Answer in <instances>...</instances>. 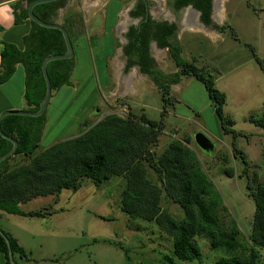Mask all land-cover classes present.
Instances as JSON below:
<instances>
[{
  "label": "rangeland",
  "instance_id": "rangeland-1",
  "mask_svg": "<svg viewBox=\"0 0 264 264\" xmlns=\"http://www.w3.org/2000/svg\"><path fill=\"white\" fill-rule=\"evenodd\" d=\"M111 1L119 2V6L112 3L105 19L100 13ZM131 2L68 0L59 10L55 22L65 26L74 39L71 85L52 90L35 155L79 136L111 114L134 119L143 116L157 122L161 119L159 88L135 67L125 69L119 53L121 33L131 24L127 15ZM217 3V17L212 15L207 28L191 24L192 20L197 22V15L188 16L187 9L183 10L179 19L190 24L178 33L175 43L180 58L202 70L212 79L214 88L225 95L223 115L232 122L230 127L225 126L237 134L235 146L245 154L247 175L264 185V131L254 124L264 113V72L257 62L258 59L264 63V0ZM151 6L156 17L160 11L169 14L163 3L151 0ZM118 8L121 15L115 19ZM153 46L151 55L156 69L172 77L176 68L169 52ZM127 79L128 87L127 83L123 86ZM167 88L173 106L166 107L163 129L153 147L155 155L159 156L175 140L189 148L221 201L214 213L218 226H226L233 219L244 235L252 222L254 203L246 189V176H240L242 161L232 155V135L223 133L201 82L182 76L176 85ZM197 133L212 142L213 153L199 150L193 140ZM29 160L15 156L6 168L27 164ZM229 168L234 170L233 177L223 173ZM146 178L158 185L149 168ZM124 188L123 177L100 186L82 179L76 191L63 190L58 196L39 197L20 205L23 212H41L43 217L0 214L1 230L17 239L30 258L29 262L17 259L18 264H170L164 256L172 258V264H219L223 252L211 247L207 233L196 237L200 261L173 258L172 239L154 222L130 220L121 211ZM159 206L175 220H182V211L164 193Z\"/></svg>",
  "mask_w": 264,
  "mask_h": 264
},
{
  "label": "trees",
  "instance_id": "trees-1",
  "mask_svg": "<svg viewBox=\"0 0 264 264\" xmlns=\"http://www.w3.org/2000/svg\"><path fill=\"white\" fill-rule=\"evenodd\" d=\"M23 1L29 4L34 0ZM67 1L38 5L34 7L33 13L43 22L55 23L57 10ZM211 1L179 0L176 6L191 4L201 13L202 23L210 25ZM19 5V1L11 5L15 24L28 19L26 9H20ZM29 22L30 30L23 37V51L12 44H1L0 83L8 79L16 63L22 64L26 78L24 99L28 111L35 112L45 94L41 64L50 55L63 54L65 44L60 32ZM62 27L73 43L74 39L69 30L65 26ZM173 29V25H159V32L154 36L160 47L169 48L170 58L176 68L172 77L153 69V61L148 59L145 53L147 40L141 42L144 51L137 53L129 64L137 65L140 73L148 74L159 88L163 111L158 122L147 120L143 116L134 119L133 116L122 118L111 114L79 136L56 143L35 155L46 123L45 115L36 118L6 116L2 119L1 131L17 142V148L12 156L0 163V214L43 217L44 213L41 212H23L20 205L39 197L58 196L63 190L76 191L80 188L82 179H88L96 186H100L110 179L123 177L125 188L122 192L121 211L130 220L154 222L172 239L173 258L181 262L200 261L201 250L196 237L207 233L211 247L223 252L219 264H264V185L260 180L251 179L247 175L249 165L245 154L235 146L237 134L225 126L232 125V122L223 115L225 95L214 88L212 79L206 77L202 70L180 58L177 45L169 46L167 43L166 40ZM135 46L131 45L133 48ZM257 62L264 72V63L258 59ZM73 64V58L47 64L46 73L51 90L71 85L69 79ZM182 76H192L204 85L208 98L213 103L214 112L221 122L223 133L231 134L233 137L232 155L234 158L238 156L242 161L243 170L240 176H246V189L254 203L247 236L241 233L232 218L228 225L218 226L214 213L221 201L212 192L211 181L203 173L200 162L189 148L175 140L170 142L159 156L153 151L163 129L166 107L173 106L168 97L167 86L176 85ZM254 124L264 131V113ZM11 147L10 142L0 138V157L9 152ZM15 156L30 160L27 164L7 169L8 161ZM146 168L154 173L158 185L146 178ZM223 173L233 177L234 170L229 168ZM162 193L166 199L180 208L183 214L181 221L175 220L167 211L160 208ZM1 231L7 237L14 263L18 264L17 259L29 262L27 252L19 246L17 240ZM0 256L3 257L5 264H10L7 244L1 235ZM164 259L170 264L173 263L170 257L164 256Z\"/></svg>",
  "mask_w": 264,
  "mask_h": 264
},
{
  "label": "flooded vegetation",
  "instance_id": "flooded-vegetation-1",
  "mask_svg": "<svg viewBox=\"0 0 264 264\" xmlns=\"http://www.w3.org/2000/svg\"><path fill=\"white\" fill-rule=\"evenodd\" d=\"M156 4L160 3L164 5V7L168 8L169 14L165 15L162 11H160L158 17L152 14L153 8L151 6V0H132L131 7L129 8L127 15L129 17L130 23L121 33L122 38V46L119 50L120 54L124 58V67L125 69H129L131 67H135L139 70L137 65H129L133 60L137 53L144 51V47L142 45V40H147V47L145 50L146 56L148 59L153 61V69L159 71L155 67V60H153V56L151 55V45H154L157 50L168 51V47H160L158 42L154 39L156 33L159 32V25L166 24L168 26L173 25L174 29L172 30L171 35L167 38V43L169 46L176 45L175 40L180 31L187 25L184 22L180 21L179 17L183 10L187 9L188 14L193 12L191 15H197V22L193 20L191 24H197L198 26L202 25L203 28H207L210 25H204L201 21V13L196 10L191 4L179 6L176 4L179 0H153ZM112 3H118L117 1H111L107 4L106 15L108 14V9ZM66 5V3H65ZM64 5V6H65ZM212 5L213 0L211 1V11H210V22L212 18ZM63 6V7H64ZM62 7V8H63ZM60 8V9H62ZM57 10V14L59 10ZM158 12V10H157ZM133 22V23H132ZM135 43V44H134ZM144 43V42H143ZM131 45H136L135 48L131 47ZM140 72V71H139ZM145 75V74H143ZM145 76H149L146 74ZM150 77V76H149ZM151 78V77H150Z\"/></svg>",
  "mask_w": 264,
  "mask_h": 264
},
{
  "label": "crops",
  "instance_id": "crops-1",
  "mask_svg": "<svg viewBox=\"0 0 264 264\" xmlns=\"http://www.w3.org/2000/svg\"><path fill=\"white\" fill-rule=\"evenodd\" d=\"M18 1L20 2L19 8L25 9L27 3L23 0L0 1V49L2 48L1 45L2 43H7L14 45L20 51L24 50L23 37L27 35L30 30V22L28 19H26L20 24L14 23V14L11 5ZM217 8L218 7H216V9L213 12V16L215 15V17H217L216 15ZM106 9L107 7H105L100 13V15L105 17V19L108 16V14L107 15L105 14L107 11ZM120 13H121L120 8H118L115 13V19L121 15ZM188 16L192 17L191 14H188ZM189 20H192V18ZM191 22H193V20ZM185 24L188 25L190 23H185ZM116 60H117L116 63L117 62L119 63L118 58ZM1 73H2V67H1V55H0V74ZM25 80H26L25 71L22 64L16 63L14 65V70L11 73V75L8 77V79L5 82L0 83V114L12 110L28 111V106L24 99L25 90H26ZM129 82L130 79H127L125 83H123V86H125L127 83V87H128ZM249 230H250V226L248 227L244 236H247L249 234ZM0 264H5L2 256H0Z\"/></svg>",
  "mask_w": 264,
  "mask_h": 264
},
{
  "label": "water",
  "instance_id": "water-1",
  "mask_svg": "<svg viewBox=\"0 0 264 264\" xmlns=\"http://www.w3.org/2000/svg\"><path fill=\"white\" fill-rule=\"evenodd\" d=\"M57 1H60V0H34L31 3L26 4V6H25L27 17H28L29 21L37 24L40 27H43V28H46V29H52V30H56V31L60 32V34L62 35L64 44H65V52L63 54L50 55V56L46 57L43 60L42 64H41V73H42V76H43V79H44V82H45V94H44V97L42 98V100L39 103V108L35 112L19 111V110H12V111L3 112L2 114H0V123H1L2 119L4 117H6V116H26V117L36 118V117H39V116L43 115L45 110H46V107H47V104H48V101L50 99L51 92H52L51 84H50L49 78H48L47 73H46L47 64L52 62V61L69 60V59H72L73 56H74L73 46H72V43L70 41V38L68 36L67 31L58 23H46V22L41 21L33 13L34 7H36L38 5H41V4L57 2ZM217 1L218 0H213L212 14H213V11L217 7L216 6L217 5ZM0 138L4 139V140H6V141H8V142H10L12 144V147H11L10 151L0 157V163H1L5 159H7L8 157L13 155V153L15 152V150L17 148V142L13 138H11L9 136H6L1 131V127H0ZM193 140H194L195 145L203 153L211 154V153L214 152V145L203 134H201V133L195 134ZM0 235L3 237V239L5 240V242L7 244L8 259H9L10 264H15L14 261H13V256H12V252L10 250V246H9L7 237L2 233L1 229H0Z\"/></svg>",
  "mask_w": 264,
  "mask_h": 264
},
{
  "label": "bare ground",
  "instance_id": "bare-ground-1",
  "mask_svg": "<svg viewBox=\"0 0 264 264\" xmlns=\"http://www.w3.org/2000/svg\"><path fill=\"white\" fill-rule=\"evenodd\" d=\"M189 19H191V17H188Z\"/></svg>",
  "mask_w": 264,
  "mask_h": 264
}]
</instances>
